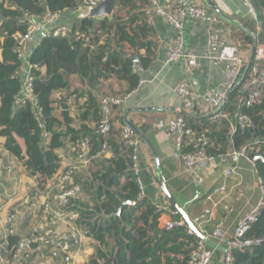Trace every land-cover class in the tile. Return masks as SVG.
Listing matches in <instances>:
<instances>
[{
    "label": "trees",
    "instance_id": "1",
    "mask_svg": "<svg viewBox=\"0 0 264 264\" xmlns=\"http://www.w3.org/2000/svg\"><path fill=\"white\" fill-rule=\"evenodd\" d=\"M6 2L7 6L5 2L0 4V48L3 50V61H0V135L7 138V150L26 166L30 176L37 177L40 189L44 191L60 169L56 150L67 138L74 146L89 139L93 154L100 150L103 142L98 132L101 121L99 99L90 96L80 107L82 123L79 129L72 127L73 119L67 106L63 107L61 118L54 114L52 94L67 87L62 71L80 75L88 81L90 88H96L103 79L115 77L129 85L128 93L121 95L131 94L141 82V76L134 74L133 66L147 69L153 62L150 40L153 27L147 25L143 13L147 0H118L112 21L66 20V24H74L72 35L42 38L29 58L31 64L46 65L49 71L48 78L42 77L40 70L32 71L38 106L34 107L31 102L17 105L16 98L22 90L18 74L22 61L16 54L15 35L26 33L27 18L45 17L49 13L60 16L75 10L78 3L77 0ZM252 2L258 19L263 20L259 14L264 13V0ZM77 31L85 37L78 39ZM246 33L250 41L256 37L253 30ZM259 38L264 40V30ZM102 40H106L105 44L101 43ZM141 50H146L147 54L141 55ZM136 55L139 56L137 62L132 59ZM248 95L242 86L233 91L222 109L230 115L228 120L216 122L203 118L194 123L192 117L184 116L196 135H204L209 140L206 146L209 155L219 157L241 149L252 139H264V92L251 107L241 106L239 100ZM35 110L40 122L34 115ZM115 110L118 112L119 108ZM238 114L248 116L254 127L244 130L238 127L232 132L231 123L237 121ZM88 120L96 123L95 130L91 131L83 124ZM45 134L50 135L46 145ZM108 143L114 156L105 159L103 167L98 166L96 172L93 167L88 170L86 173L91 175L85 183L80 177L76 178L89 200L80 197L70 204L71 210L80 213L78 225L99 244L88 264H189L200 238L189 235L186 225H176L172 229L161 227L162 211L155 201L147 197L139 199L141 188L132 170L133 151L120 142L119 129L112 130ZM196 149L195 143H188L183 148L186 153ZM260 156L263 159H258ZM249 157L256 165L264 189V146L261 150L254 147ZM125 203L132 205L121 208ZM180 220L179 214L172 217L173 222ZM10 238L12 249L19 243V238ZM244 238L262 240V243L245 250H233L234 264H264V206ZM213 245L210 242L209 246ZM34 246V249L38 248V245Z\"/></svg>",
    "mask_w": 264,
    "mask_h": 264
},
{
    "label": "crops",
    "instance_id": "2",
    "mask_svg": "<svg viewBox=\"0 0 264 264\" xmlns=\"http://www.w3.org/2000/svg\"><path fill=\"white\" fill-rule=\"evenodd\" d=\"M175 1L160 0L162 4L172 8H175ZM196 1L202 2L201 0ZM212 1L223 13L234 20V22H228L219 17L220 24H222L223 37L230 44L237 43L241 54L250 63L253 53V41L247 38L246 32L247 30H253L256 35L259 36L261 34L264 30V13L259 14L263 17V20L259 18L255 21L253 15L244 4V0ZM3 2H5L6 6L8 5L6 0H0V4ZM124 18H128L125 13ZM66 20L68 21L62 14L58 17V24H66ZM154 21L153 35L150 37L153 44V62L140 75L141 82L139 87L132 92L134 93L132 99L126 106L116 112L115 128L119 129L122 124H125V113L130 112L128 120L137 126L148 140H143L144 146L140 151V178L147 198L154 200L158 206L161 205L160 203L162 205L164 203L170 205L166 197L162 196L161 193L163 191L159 188L158 169L154 157V153H156L159 158L160 170L168 189L174 195L177 203L185 208L190 219L195 222L199 232L205 237L211 236L215 230V225L218 222H223L226 232L232 238L235 235L238 224L251 214L264 197V189L262 182L260 183L256 165L247 159H242L238 165V175L228 177L225 176V172L229 165L221 161V159H217L214 166L207 169H199L198 172L192 174L187 170L182 160L175 158L176 146L167 131H160L156 128L159 120H172L181 115L175 111L178 109L187 112L188 114L183 116L192 117L191 119H193L194 123L201 122L200 119L203 118H210L209 115L202 116L194 110L183 108L174 90L180 82H186L199 95H205L217 90L225 78L226 64L215 65L208 59L210 50V37L207 33L208 26L187 19L185 22L186 51L195 52L198 55L200 66L190 74V70L184 60L167 65V51L172 43L174 32L160 17L156 16ZM238 24L242 27H239ZM41 39L39 35L33 38L28 51L29 57L38 47ZM140 54L146 55L147 52L146 50H141ZM136 56L139 61V56ZM0 61H3V50L1 48ZM40 71L42 77H49L46 65L40 66ZM62 72L67 82V87L56 90L52 94L54 114L61 118L63 107L67 106L70 117L73 119L72 127L76 129H79L82 123L80 120V107H82L83 102L88 101L90 96L98 99L100 96L125 94L129 91V85L126 81L115 77L103 79L96 88H90L88 81L84 80L80 75L75 73L69 75L67 72ZM83 124L88 126L91 131L97 127L93 120L85 121ZM6 142L7 138L0 135V248L1 250L3 249V259L0 257V264L3 263V260H12L11 236L8 237L10 228L8 219L10 215L17 214L19 217V223L15 226L17 227L15 236L20 241L28 237L32 231V223L21 218L25 216V213L33 205H40L44 202L43 191L40 189L37 177L30 176L26 166L7 150ZM73 147L74 145L67 138L64 145L56 150V154L60 158V169L57 174L61 173L74 159ZM113 156L110 151L103 159L95 160V164L92 163L89 170L93 167V171L96 172V169L103 167L105 159ZM86 172L79 176L84 183L86 178H90L91 175ZM207 195H213L219 206L215 211L214 220L204 224L202 223L204 212L211 206L206 199ZM82 198L84 201L89 200L85 190ZM174 211L181 216L176 209ZM167 221H172V217L168 215L161 216V227H164ZM180 221H184L182 216ZM174 223L177 222L174 221ZM72 227V225L67 223H60L56 226L60 232L64 233L71 231ZM84 233L85 236L82 239L80 248L74 254V264H88L99 246L92 236L85 231ZM225 250L226 248L224 247L218 253L219 257L214 264H223ZM24 264L60 263L51 260L48 252L35 250Z\"/></svg>",
    "mask_w": 264,
    "mask_h": 264
},
{
    "label": "built area",
    "instance_id": "3",
    "mask_svg": "<svg viewBox=\"0 0 264 264\" xmlns=\"http://www.w3.org/2000/svg\"><path fill=\"white\" fill-rule=\"evenodd\" d=\"M103 0H77V9L87 7H97ZM175 8L164 5L160 0H147V4L143 10L146 23L148 26L155 25L154 18L160 17L173 30L174 37L167 51V65H172L184 60L190 70V74L194 69L200 66L199 57L195 52H187L185 45V22L187 19L206 24L208 26V35L210 37V50L208 59L211 63L217 65L226 64V75L219 89L211 91L205 95H199L194 92L186 82H180L174 90L179 103L185 109L196 111L197 114L206 116L216 122L229 119V114L222 109L229 100V95L240 84L244 91H248L247 97L239 100L241 106L251 107L258 102L264 92V40L258 35L252 43V59L251 62L244 58L241 54L237 43H228L223 37L221 30L222 24L220 18L211 13L207 6L196 0H176ZM244 4L253 15L255 21L258 20L257 11L252 0H244ZM57 14H47L45 17H29L26 20V33H18L16 39V54L22 65L18 74L22 80V90L16 98L17 105H26L31 102L34 107L38 106V100L33 90L34 76L33 70H40L38 65L31 64L29 61L28 51L30 43L37 35L44 37L62 38L72 35L73 24H58ZM78 39L85 37L84 34L77 31ZM129 49V46H126ZM145 68L140 65L133 66L134 74L141 75L145 72ZM134 93L121 95L112 94L109 96H100L99 106L101 121L99 125V134L102 138V146L95 154H93L89 139H84L78 146L73 147L75 154L74 159L59 174H56L49 186L42 192L44 202L40 205H33L31 209L25 213L21 219L32 223L31 234L19 241L12 248V260H3L2 264H24L26 259L30 257L33 251L49 252L51 260L60 264H74V254L80 248L82 239L85 236L84 231L79 228L78 221L80 213L77 210H71L70 204L74 199L83 196L82 185L76 181L80 174L89 170V167L95 160L103 159L110 152L108 140L112 130L116 126L117 110L122 108L132 99ZM84 103V102H83ZM36 119L40 122V116L37 110L34 111ZM237 121L231 123V130L235 132L238 127L242 130L254 127L252 120L245 115L238 114ZM156 128L160 131H167L176 146L175 158L182 160L187 170L195 174L199 169H207L214 166L217 159L229 165L225 172V176L238 175V165L242 159H247L251 163L254 161L249 157V152L254 149L261 150L264 146V139H252L250 143L238 150H231L219 157H213L206 152V146L209 140L206 136L196 135L189 127L187 120L183 115H178L172 120L161 119L156 124ZM120 142L125 147L133 151L132 170L137 176L138 183L141 188L139 199L146 198L140 178V151L144 146L143 140L135 132L134 129L122 124L119 127ZM50 135L45 134V145L48 144ZM188 143H195L197 148L194 152L186 153L183 148ZM260 179V183H261ZM160 188V185H159ZM161 190V188H160ZM224 190V189H223ZM162 192V191H161ZM165 196L164 193H161ZM210 202V208H207L202 218V223H210L214 220L215 211L219 203L213 198V195L206 196ZM157 206L162 211L161 216L168 215L170 217L178 214L169 204ZM135 205V204H133ZM264 206V197L260 204L245 217L237 226L235 235L230 238L225 230L224 223L218 222L211 236L200 239L191 254L189 264H214L218 253L224 247L226 253L223 258V264H234L233 250H245L252 245H260L262 240L245 239V234L250 230L253 223L256 222L262 207ZM160 216V218H161ZM10 228L8 237L15 236L17 233L16 224L19 223L17 214L10 215L8 219ZM60 223L72 225L69 232H60L56 226ZM161 224V223H160ZM178 225H186L184 221L174 223L167 221L163 228L172 229ZM189 235H195L188 229ZM210 242L214 245L209 246ZM34 245H38L34 249ZM3 249L0 248V257H2Z\"/></svg>",
    "mask_w": 264,
    "mask_h": 264
},
{
    "label": "water",
    "instance_id": "4",
    "mask_svg": "<svg viewBox=\"0 0 264 264\" xmlns=\"http://www.w3.org/2000/svg\"><path fill=\"white\" fill-rule=\"evenodd\" d=\"M207 7L208 9L216 14L218 17L228 21V22H234L229 16H227L225 13H223L219 7L212 1V0H201ZM117 3L118 0H103V2L97 6V7H87L83 6L79 9L76 10H71L64 12V17L67 18L70 21H77V20H84V19H91V20H96V21H104V20H109L112 21L114 19L115 13H116V8H117ZM132 59L137 62L138 57L133 56ZM238 88L240 87V84L237 86ZM233 93V91L230 93V95ZM229 95V97H230ZM177 113H180L181 115H186L188 114L184 110L178 109L175 110ZM130 112L125 113L124 121L125 124L132 129L135 130V132L139 135V137L142 140L148 141L147 138L141 133L140 129L135 126L132 122L128 120V115ZM150 145V144H149ZM154 157L156 160V166L158 169V181L161 190L163 191L167 201L170 203L171 207L176 209L181 216L184 219V222L186 226L195 234L197 235L200 239H205V236H203L197 226L195 225V222H193L188 213L186 212L185 208L180 206L176 199L174 198V195L171 193V191L168 189V186L166 184V181L164 177L162 176L161 170H160V163H159V158L156 153H154ZM258 159H263L261 156L258 157ZM129 205H132V203H125L122 205L121 208L127 207Z\"/></svg>",
    "mask_w": 264,
    "mask_h": 264
},
{
    "label": "rangeland",
    "instance_id": "5",
    "mask_svg": "<svg viewBox=\"0 0 264 264\" xmlns=\"http://www.w3.org/2000/svg\"><path fill=\"white\" fill-rule=\"evenodd\" d=\"M95 21H96V20H95ZM73 25H74V24H73ZM105 41H106V40H102L101 43H102V44H105ZM109 95H110V94H108V95H104V96H109ZM79 228H81V227L79 226ZM217 258H218V257H217ZM215 261H216V260H215ZM217 263H218V261H217Z\"/></svg>",
    "mask_w": 264,
    "mask_h": 264
}]
</instances>
